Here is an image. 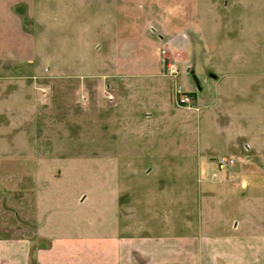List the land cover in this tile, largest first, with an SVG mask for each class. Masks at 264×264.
<instances>
[{"label":"rangeland","instance_id":"rangeland-1","mask_svg":"<svg viewBox=\"0 0 264 264\" xmlns=\"http://www.w3.org/2000/svg\"><path fill=\"white\" fill-rule=\"evenodd\" d=\"M38 4L52 14L44 24L47 50L67 65L47 57L32 67L9 64L0 70L10 75L0 84H11V95L0 97V236L62 232L51 219L74 220L76 235L99 234L105 217L114 221L118 205L128 221L140 226V235L161 234L167 206L180 197L201 207L206 202L200 190L214 195L210 188L223 171H230L234 202H241L244 193L264 200V152L261 157L257 151L264 149V0ZM47 50L44 46V54ZM163 57L178 62L177 79L168 76ZM186 67L205 81L209 70L226 73L232 132L241 145L236 151L222 155L224 145L205 121L195 132L180 129L169 135L160 119L144 117L148 111L160 114L170 102L178 121L183 119L179 108L189 109L177 101L178 82L192 93L188 117L196 122L200 106L191 91L196 81ZM155 79L162 80L160 98ZM159 139L166 144L158 145ZM244 142L250 144L247 150ZM205 148L218 157L210 166L186 159L188 151ZM229 155L234 164L219 168L218 160ZM219 192L211 210L203 205L204 216L206 210L214 218L223 212L220 203L227 193ZM231 201L230 209L240 211ZM47 237L36 246L47 244Z\"/></svg>","mask_w":264,"mask_h":264},{"label":"crops","instance_id":"crops-1","mask_svg":"<svg viewBox=\"0 0 264 264\" xmlns=\"http://www.w3.org/2000/svg\"><path fill=\"white\" fill-rule=\"evenodd\" d=\"M50 11L46 6H39L38 0H0V70L2 66L9 64L32 67L39 65L42 58L47 57L56 64L67 65L66 62L58 60L62 56L59 57L57 53L47 50L48 41L43 36L44 24L52 20ZM44 46L47 50L45 54ZM214 47L217 48L215 45ZM187 72L193 74L196 81L195 90H191L196 93L194 100L197 106H200L197 107L200 109V114L198 113L200 117H197L196 122L188 117L192 110L185 108H179V116L181 115L183 119L178 121L177 113L174 112L170 102L163 105L162 111H158L160 114L148 111L143 113L144 117L156 121L160 119L159 123L162 122L161 124L164 125L161 127L165 131L163 132L169 135L180 129L195 132L205 121L207 128L215 129L219 136L221 142L218 144L224 145L221 146L222 155L226 154L222 153L223 151L229 154L236 151L241 145L239 140L237 142L236 134L232 132L233 124L230 122V107H228L230 82L224 81L226 73L209 70L208 80L205 81L195 70L189 69ZM0 78L1 81H10L9 74L0 75ZM161 79H155L154 88L159 98L162 88L161 84H158L162 82ZM0 86L2 87L0 97L11 95L9 93L11 84L1 83ZM147 89L150 91L149 88ZM4 103L5 100L2 104ZM211 108L215 110L212 111ZM209 110L211 112H208ZM131 127H134L133 123ZM157 142L158 145L164 146L167 140L159 139ZM243 146L246 150L248 146L250 148L248 142H244ZM257 151L262 157L264 149L260 148ZM212 152L214 151H208L206 148L198 152L190 150L185 156L187 160L200 161V163L204 161L210 166V162L218 158L214 157L216 154ZM231 158H234L233 155ZM215 185L214 188L209 187L215 190L214 195L204 196V192L200 190L201 200L206 202L201 203V207L195 203L196 201L181 202L180 197L170 203L164 212L166 217L163 218L161 234L150 231L146 236L140 235V226L132 220L128 221L124 217V207L118 205V211L115 206L117 212L114 214V221L105 217L99 234L76 235L72 233L74 220L70 223L67 220L59 223L51 219L52 225H61L62 232L48 237L37 233L31 237L0 236V264H264V215L262 214L264 200L259 197L252 198V195L244 193L243 198L240 197L243 199L241 202H234L235 192L230 193V171H223ZM219 191L227 193H225L226 201L220 203L223 212L217 218L210 217V212L207 211L214 207L213 198L220 194ZM134 197L135 191L131 194L128 204L131 212L134 209ZM230 198L232 205H240L238 207L241 208L240 211L230 209ZM203 205L208 209L206 216L203 214ZM36 206L41 209L42 215L41 203H36ZM181 209L184 210L177 211ZM196 214L198 216H195ZM156 228L157 225L151 230L156 231ZM43 237L49 239L48 243L44 246H36L37 242H43ZM32 241L35 242L33 252Z\"/></svg>","mask_w":264,"mask_h":264},{"label":"built area","instance_id":"built-area-1","mask_svg":"<svg viewBox=\"0 0 264 264\" xmlns=\"http://www.w3.org/2000/svg\"><path fill=\"white\" fill-rule=\"evenodd\" d=\"M163 55L166 54L167 50L164 49L161 51ZM167 58L163 57V66L166 68L168 76H170L173 79H177L179 75L182 73L181 67L178 65V62L168 61ZM189 68L186 67V71H188ZM175 95L177 97V101L180 105L185 106L187 109H191V101L193 100L192 93L189 92L184 88V86L180 83H176L175 86ZM235 160L233 158H229L226 156H222L218 160L219 168L224 169L226 167H229L233 165Z\"/></svg>","mask_w":264,"mask_h":264}]
</instances>
